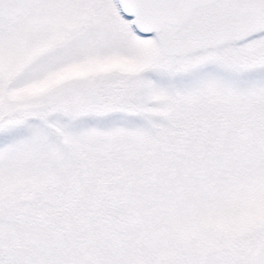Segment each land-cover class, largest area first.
<instances>
[{
    "label": "snow or ice",
    "instance_id": "obj_1",
    "mask_svg": "<svg viewBox=\"0 0 264 264\" xmlns=\"http://www.w3.org/2000/svg\"><path fill=\"white\" fill-rule=\"evenodd\" d=\"M0 264H264V0H0Z\"/></svg>",
    "mask_w": 264,
    "mask_h": 264
}]
</instances>
